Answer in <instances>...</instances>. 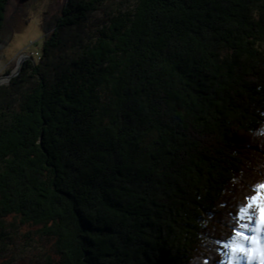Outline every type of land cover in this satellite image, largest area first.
<instances>
[{
	"label": "trees",
	"instance_id": "1",
	"mask_svg": "<svg viewBox=\"0 0 264 264\" xmlns=\"http://www.w3.org/2000/svg\"><path fill=\"white\" fill-rule=\"evenodd\" d=\"M119 5L92 37L109 0H68L0 86V222L39 226L44 264H219L264 182V0Z\"/></svg>",
	"mask_w": 264,
	"mask_h": 264
},
{
	"label": "rangeland",
	"instance_id": "2",
	"mask_svg": "<svg viewBox=\"0 0 264 264\" xmlns=\"http://www.w3.org/2000/svg\"><path fill=\"white\" fill-rule=\"evenodd\" d=\"M67 1H11L6 11L3 30L0 31V86L6 85L18 75L26 60H37L44 37L53 30L55 18L59 16ZM122 1L109 0V8L92 12L88 20L87 34L97 36L104 20L108 24L107 19L118 12L119 3ZM254 15L264 19V10H257ZM259 47L264 49V43L261 42ZM75 51L77 48L69 55ZM256 177L258 175L252 173V178ZM1 221L0 264H44L45 256L53 254L52 240L40 236L39 226L22 224L19 218L12 215L5 216Z\"/></svg>",
	"mask_w": 264,
	"mask_h": 264
},
{
	"label": "snow or ice",
	"instance_id": "3",
	"mask_svg": "<svg viewBox=\"0 0 264 264\" xmlns=\"http://www.w3.org/2000/svg\"><path fill=\"white\" fill-rule=\"evenodd\" d=\"M231 215L228 238L217 242L219 264H264V182Z\"/></svg>",
	"mask_w": 264,
	"mask_h": 264
},
{
	"label": "water",
	"instance_id": "4",
	"mask_svg": "<svg viewBox=\"0 0 264 264\" xmlns=\"http://www.w3.org/2000/svg\"><path fill=\"white\" fill-rule=\"evenodd\" d=\"M28 0H19V3H25L27 2Z\"/></svg>",
	"mask_w": 264,
	"mask_h": 264
}]
</instances>
